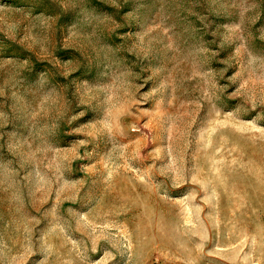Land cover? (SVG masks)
I'll list each match as a JSON object with an SVG mask.
<instances>
[{
    "label": "rangeland",
    "instance_id": "374dc122",
    "mask_svg": "<svg viewBox=\"0 0 264 264\" xmlns=\"http://www.w3.org/2000/svg\"><path fill=\"white\" fill-rule=\"evenodd\" d=\"M0 264H264V0H0Z\"/></svg>",
    "mask_w": 264,
    "mask_h": 264
}]
</instances>
